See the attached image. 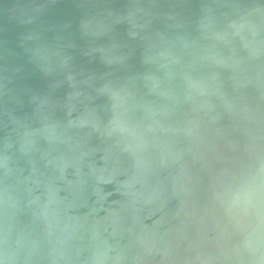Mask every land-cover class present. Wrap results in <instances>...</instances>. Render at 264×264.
<instances>
[{
	"label": "water",
	"instance_id": "obj_1",
	"mask_svg": "<svg viewBox=\"0 0 264 264\" xmlns=\"http://www.w3.org/2000/svg\"><path fill=\"white\" fill-rule=\"evenodd\" d=\"M264 0H0V264H264Z\"/></svg>",
	"mask_w": 264,
	"mask_h": 264
},
{
	"label": "clouds",
	"instance_id": "obj_2",
	"mask_svg": "<svg viewBox=\"0 0 264 264\" xmlns=\"http://www.w3.org/2000/svg\"><path fill=\"white\" fill-rule=\"evenodd\" d=\"M264 174V168L260 170ZM255 201V215L258 219L264 220V191L259 187L254 188L251 193L238 194L234 196L228 205V210L234 214L237 211H246L249 203Z\"/></svg>",
	"mask_w": 264,
	"mask_h": 264
}]
</instances>
